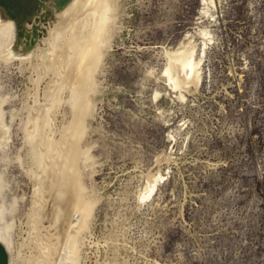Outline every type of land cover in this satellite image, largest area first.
<instances>
[{
  "label": "rangeland",
  "instance_id": "rangeland-1",
  "mask_svg": "<svg viewBox=\"0 0 264 264\" xmlns=\"http://www.w3.org/2000/svg\"><path fill=\"white\" fill-rule=\"evenodd\" d=\"M80 1L0 0V225L10 227L13 264L36 261L35 210L46 228L66 220L49 222L51 172L38 160L76 126L78 54L91 46L92 112L75 179L92 212L78 264H264V0H110L97 31L100 16ZM70 38L79 50L61 56ZM188 54L194 70L183 68Z\"/></svg>",
  "mask_w": 264,
  "mask_h": 264
},
{
  "label": "bare ground",
  "instance_id": "bare-ground-1",
  "mask_svg": "<svg viewBox=\"0 0 264 264\" xmlns=\"http://www.w3.org/2000/svg\"><path fill=\"white\" fill-rule=\"evenodd\" d=\"M20 1V2H19ZM30 0H16V8H17V3H20L23 7H26L28 5ZM14 2V1H13ZM83 3L82 5V9L80 10V12L83 10V13H88V12H95V14L99 15V25L96 26L95 31H97V29L99 28V26L103 27L105 26L108 22H110L109 18L107 17V14L110 13V10H113V4L111 3L110 0H82L80 1V3ZM214 4V3H213ZM216 4V2H215ZM9 8V7H8ZM79 8H80V4H79ZM7 8H5L4 6L1 7L0 9V17L7 16L6 15V11ZM9 10V9H8ZM17 10V9H16ZM15 10V11H16ZM115 10V9H114ZM108 11V13H107ZM91 12V13H92ZM17 13V12H16ZM76 13V15L74 17L69 18V20L67 22H70L71 20H76L77 19V15L78 12H74L72 13V15H74ZM88 13V14H91ZM107 13V14H106ZM18 14V13H17ZM20 14V13H19ZM81 14V13H80ZM84 14V15H85ZM10 16V14H8ZM15 15V14H14ZM80 16L83 17V14H81ZM93 16V14H92ZM91 17V16H90ZM3 19V18H1ZM79 19V18H78ZM91 20V19H90ZM5 21V20H3ZM23 21V20H22ZM13 23V22H12ZM11 23V24H12ZM91 23V22H89ZM97 23V20H96ZM72 24V23H71ZM71 24L69 23V25L67 26H71ZM92 24V23H91ZM2 25V24H1ZM75 25V24H74ZM14 26V25H13ZM10 26V27H13ZM19 26V25H18ZM76 26V25H75ZM82 26V25H81ZM86 26V25H83ZM82 26V28H83ZM3 27V26H2ZM5 27V26H4ZM87 27V26H86ZM77 28V27H76ZM9 30H11L10 28H8ZM85 29V28H84ZM105 30V28H103ZM103 30V31H104ZM109 30V29H108ZM17 31V30H16ZM85 31V30H84ZM84 37L86 35V31L84 32ZM88 31V30H87ZM24 32V31H23ZM22 32V33H23ZM100 30L98 32L93 33L96 36L100 34ZM14 33V32H13ZM107 33V32H106ZM21 34V33H19ZM36 34V33H35ZM101 34H103L104 37V33L101 32ZM10 35V34H9ZM14 35V34H13ZM18 35V34H17ZM68 35V32H67ZM70 35V34H69ZM91 35V34H90ZM89 35V36H90ZM2 36L4 37V35L2 34ZM16 34L14 36H12V38L14 37L16 40ZM7 37V36H6ZM19 37V36H18ZM66 37V36H65ZM68 37V36H67ZM72 37V33L71 36ZM83 37V38H84ZM191 37V36H190ZM212 37V36H211ZM13 38V40H14ZM98 38V37H97ZM101 38V37H100ZM103 39V38H102ZM101 39V40H102ZM208 39V38H207ZM14 40V41H15ZM99 40V39H98ZM195 40V39H194ZM11 38L10 41L11 42ZM51 41V40H50ZM91 41V40H90ZM16 42V41H15ZM94 42V41H92ZM91 42V43H92ZM98 42V41H97ZM103 42V41H101ZM99 42V43H101ZM106 42V41H104ZM12 44L13 41L11 42ZM74 40L73 38L69 39L68 41L66 40V43L62 46V48L60 47L58 49V51H60L59 53L61 54V56H65V57H69L72 58L74 57L75 52H78V47L74 44ZM209 43V42H208ZM11 44V45H12ZM52 44V42H51ZM90 44V42H89ZM88 44V45H89ZM95 44V42H94ZM185 44V43H184ZM10 45V44H9ZM7 45V47L9 46ZM40 45V44H39ZM91 45V44H90ZM97 45V43H96ZM60 46V45H59ZM57 46V48L59 47ZM104 46V45H103ZM107 46V45H106ZM1 47V46H0ZM4 48L5 45L3 46ZM54 47V46H53ZM53 47L51 48V50L53 49ZM93 47L95 46H91L89 47V49H93ZM207 47V46H206ZM8 48H11L10 46ZM7 48V50H8ZM20 48V47H19ZM21 49V48H20ZM88 49V50H89ZM166 49V48H165ZM3 51V54H6L7 52H4V49H1ZM0 50V51H1ZM22 50V49H21ZM34 48L32 49L33 52ZM57 50V49H56ZM86 51L85 50V54H83L81 56V52H79L78 56H79V68H78V72L75 76L76 78V83H78L79 86H82L81 88V92H79V94H81L82 98H83V102H75L76 103V108L79 110L77 112H80L78 120L75 122L76 126L69 128L68 131L66 130L65 132H67L66 134H64V136L62 137L64 144H60V142L57 144L56 141H52L49 139V144L47 146V151L46 153H42L40 152V154H44L42 155V157H40V159L38 161H40V163L43 164L44 169L47 171H50L51 173H47L48 175V182L50 184V189L51 192L49 194V202L51 205V210H52V217H49L48 220L49 222H51L53 220V218H55V220H57V217H62L63 214H66L67 217L65 218L66 220L63 221L62 223H60V221L57 225V227L51 225L48 226V228H46L45 226L43 227L41 220H39V217L41 215H43V211H34V222L32 223L34 226V229H36L34 232L36 233V242L38 243V247L37 250L35 249V251H37V255H35L36 261H34V264H78L79 262V252H80V248H79V243H78V239L80 234L85 231V229L87 228L88 225V217L89 214L92 212L90 209L91 207H89L88 203H86V199H87V191L88 189H86L82 182L78 179L75 178H81L79 177L80 174V169L77 166L78 163V152H81L77 149V147L79 146L80 140L84 138V135L86 134L87 131V126L82 125L85 124L83 123V121H86L90 116H91V106H90V99H91V87H90V82H93L94 78H95V73L97 68H95L94 64L93 66L89 65L90 63V57H92V55L94 56V52L97 51V48L94 50L93 53H91V51ZM171 50V49H170ZM9 51V50H8ZM54 51V50H53ZM50 51L47 55H46V60L51 63L52 59H53V54ZM168 51V50H167ZM84 52V51H83ZM82 52V53H83ZM100 52V51H99ZM188 52V51H187ZM20 54L19 51L16 52V54ZM30 53V52H29ZM57 53V52H56ZM185 53V52H184ZM11 54V53H10ZM22 54V53H21ZM98 54V53H97ZM2 55V54H1ZM29 55V54H28ZM27 55V56H28ZM32 55V54H30ZM58 55V54H57ZM103 55V54H102ZM174 55V54H173ZM6 56H8L6 54ZM12 56V55H11ZM15 56V55H14ZM98 56V55H97ZM176 56V55H175ZM178 56V55H177ZM180 56V55H179ZM183 56V55H182ZM1 57V56H0ZM18 57V55H17ZM26 60V55L24 56ZM23 57V58H24ZM29 57V56H28ZM104 57V56H102ZM15 59L16 56L14 57ZM99 58V56L97 57ZM178 58V57H177ZM184 61H183V68L187 69V68H193V64L191 61V56L190 54H188L187 56L185 55L184 57ZM4 59V58H3ZM11 59V58H10ZM13 59V56H12ZM11 59V61H12ZM21 59V58H19ZM28 59V58H27ZM75 59V58H74ZM96 59V58H95ZM102 59V58H101ZM7 60V59H6ZM22 60V59H21ZM45 60V59H44ZM72 60V59H71ZM70 60V61H71ZM98 60V59H97ZM95 60V61H97ZM182 60V59H181ZM55 61V60H54ZM68 61V59H67ZM46 62V61H45ZM48 62V63H49ZM49 63V64H50ZM53 63V62H52ZM97 65V62H95ZM66 64H70V63H66ZM77 65V64H75ZM75 67V66H74ZM72 68V67H71ZM69 68V70L71 69ZM179 68V67H178ZM198 68V66H197ZM183 69V70H184ZM195 68H193L194 70ZM199 69V68H198ZM176 71V70H175ZM188 71V70H187ZM194 72V71H193ZM72 74V73H71ZM165 75L171 80L174 81L175 86L177 87L179 84L176 80H174V78L172 77V72H171V68H168L165 72ZM67 77H70L68 75H66ZM71 79V78H70ZM236 79V78H235ZM241 79V77H240ZM239 79V80H240ZM67 80V78H66ZM69 80V78H68ZM202 80V78H201ZM238 80V78L236 79ZM73 81V80H72ZM193 82H196V79L193 80ZM192 83V82H191ZM197 83V82H196ZM72 84H75L74 82ZM167 84V83H166ZM76 85V84H75ZM77 86V85H76ZM184 86V85H183ZM182 86V87H183ZM173 88V87H172ZM75 92V91H74ZM171 93V92H170ZM169 93V94H170ZM176 95V94H175ZM185 96V95H184ZM80 97V96H78ZM164 97V96H163ZM186 98V97H185ZM80 100V98H79ZM161 100V99H160ZM180 101V100H179ZM185 101V100H184ZM74 103V104H75ZM2 109V108H1ZM32 121V120H31ZM30 121V122H31ZM36 121V120H35ZM38 123V121L36 122ZM36 125V124H34ZM38 125V124H37ZM46 125V124H45ZM82 127H79L81 126ZM30 126V125H29ZM33 126V124H32ZM5 127V126H4ZM36 127V126H35ZM1 129H3L2 127H0ZM34 128V127H33ZM7 129V128H6ZM50 129V126H49ZM5 130V129H4ZM26 130H28L26 128ZM33 130V129H32ZM31 130V131H32ZM6 131V130H5ZM30 131V130H28ZM33 132V131H32ZM64 132V133H65ZM28 134V133H27ZM36 134V133H35ZM49 134V133H48ZM50 135V134H49ZM8 137V136H7ZM36 137V136H35ZM42 137V135H41ZM174 139V138H173ZM5 140V136L4 133L0 131V145L2 143H6L4 142ZM46 141V142H47ZM32 142V141H31ZM30 142V143H31ZM40 142V141H39ZM39 145V144H38ZM3 146V145H2ZM36 149V148H35ZM46 149V148H45ZM84 152H81L79 154H82ZM88 154L89 152H85V154ZM83 154V155H85ZM89 155V154H88ZM87 155V157H88ZM35 158V157H34ZM38 158V157H37ZM89 158V157H88ZM36 160V159H35ZM37 161V160H36ZM35 161V162H36ZM37 161V163H38ZM38 163V164H40ZM50 163L49 168L48 164ZM41 164V165H42ZM41 166V167H43ZM43 169V168H42ZM43 170V171H45ZM44 175V173H41V175ZM81 176V174H80ZM42 178V176H41ZM153 178V177H152ZM3 179V178H2ZM164 178L161 176L155 177L154 181L152 182L151 185H148V188L146 190V192L143 193L142 195V201L146 202L147 200H149L152 195L154 194L160 180H163ZM39 180V179H38ZM41 180V179H40ZM45 177L43 176L42 180L38 183L37 188H36V192H40L42 190L43 187H45V185H43L45 183ZM6 186V185H5ZM3 187V186H1ZM0 187V188H1ZM44 189V188H43ZM43 192V191H42ZM35 193V191H34ZM156 193V192H155ZM39 196V194H38ZM36 197V196H35ZM63 197V200H61V198ZM151 201V200H150ZM37 203V202H36ZM6 207V205H5ZM37 208V207H36ZM44 208V207H43ZM47 208V207H46ZM38 209V208H37ZM48 209V208H47ZM48 210H46L47 212ZM90 212V213H89ZM31 213V212H30ZM32 214V213H31ZM1 215H3L1 213ZM0 215V216H1ZM12 216V215H11ZM46 216V215H45ZM51 216V214H50ZM16 217V216H15ZM47 217V216H46ZM2 218V217H1ZM59 218V219H60ZM3 219V218H2ZM33 220V219H32ZM42 220L44 221L45 219L42 218ZM55 222V223H57ZM54 223V222H53ZM1 224V223H0ZM28 224V223H27ZM55 225V224H54ZM1 226V225H0ZM10 227L6 226V227H0V264H13V256L11 254V239H10ZM26 232V231H25ZM30 232V231H29ZM28 232V233H29ZM30 234V233H29ZM31 239V238H30ZM16 244V243H15ZM22 246V245H21ZM83 249V248H81ZM20 251V250H17ZM24 253V252H23ZM20 254V253H19ZM22 254V253H21ZM36 254V253H35ZM33 255V254H32ZM82 255V254H81ZM23 259V258H22ZM81 259V257H80ZM20 261V260H19ZM30 261V260H29ZM33 261V260H32ZM33 264V262H32Z\"/></svg>",
  "mask_w": 264,
  "mask_h": 264
}]
</instances>
